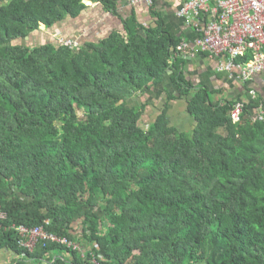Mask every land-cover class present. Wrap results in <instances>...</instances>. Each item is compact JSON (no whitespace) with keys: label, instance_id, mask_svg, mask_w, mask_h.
<instances>
[{"label":"trees","instance_id":"obj_1","mask_svg":"<svg viewBox=\"0 0 264 264\" xmlns=\"http://www.w3.org/2000/svg\"><path fill=\"white\" fill-rule=\"evenodd\" d=\"M85 1L0 0V254L20 257L9 264H264V122L252 119L264 98L234 124L243 100L216 102L193 84L184 36L153 7L152 24L139 21L144 3L125 16L122 0H91L123 23L101 42H32L42 24L86 13ZM170 72L161 107L129 105ZM180 100L196 121L188 130L168 116ZM80 224L84 251L41 240L27 252L15 227L78 241Z\"/></svg>","mask_w":264,"mask_h":264},{"label":"built area","instance_id":"obj_2","mask_svg":"<svg viewBox=\"0 0 264 264\" xmlns=\"http://www.w3.org/2000/svg\"><path fill=\"white\" fill-rule=\"evenodd\" d=\"M156 1L132 0V5L144 3L155 7ZM176 15L192 26L195 34L193 41L184 40L178 46L179 51L184 54L198 51L213 54L218 60L219 73H226L244 84H251L256 76L264 75V0H182ZM58 43L73 49L80 47L77 40L59 39ZM248 94L252 103L257 100L254 89ZM245 104V101H239L234 105L231 112L234 124L241 121ZM252 119L264 122V106H259ZM0 217L5 215L0 214ZM15 227L20 232V245L27 252H32L41 240L84 251L79 242L48 234L43 226L35 229L24 225Z\"/></svg>","mask_w":264,"mask_h":264},{"label":"crops","instance_id":"obj_3","mask_svg":"<svg viewBox=\"0 0 264 264\" xmlns=\"http://www.w3.org/2000/svg\"><path fill=\"white\" fill-rule=\"evenodd\" d=\"M123 7L121 12L125 16L131 14L132 0H122ZM85 4L89 7L82 16L78 18L68 17L66 20L57 23L55 30H49L45 25L41 26V32L35 34L32 41L37 39H45V36L52 37L54 42L59 39L65 41L77 40L79 46L83 47L87 42H101L107 36L115 31H123V23L118 16H113L109 12H105L99 3L91 0H86ZM182 0H162L159 7H154V10L159 11L161 20L166 28L175 34H182L184 40L193 41L194 31L192 26L188 25L185 20L176 15V10ZM147 6H135L139 21L145 24H152L153 17L150 11L146 10ZM133 9V10H134ZM184 60L182 63L187 72L188 79L192 80L193 84L198 86H208L211 91H214L213 99L217 102L220 99H230L233 97L236 100L252 102L249 90L254 89L260 98H264V75H258L254 78L251 84H244L237 78L229 77L226 73L218 72V60L214 59L213 54L204 53L202 51L194 53H186L181 57ZM171 72L165 76L162 83L155 85L152 89L146 91L142 99L135 98L130 106L136 104L150 103L151 106L161 107L164 101V89H173L170 79ZM216 92H218L216 94ZM141 94L139 97H141ZM183 101L173 102L170 106L169 119L173 126H177L179 130L187 128V124L191 126L196 124V121L185 112ZM150 106V108H152ZM149 108V111H152ZM16 255V254H15ZM15 258L13 251H4L0 254V264H9Z\"/></svg>","mask_w":264,"mask_h":264},{"label":"clouds","instance_id":"obj_4","mask_svg":"<svg viewBox=\"0 0 264 264\" xmlns=\"http://www.w3.org/2000/svg\"><path fill=\"white\" fill-rule=\"evenodd\" d=\"M145 5V4H144ZM146 6V5H145ZM148 7V6H147ZM148 8H151V7H148ZM153 9H154V7H153ZM44 24H42L41 26H43ZM57 44H59L58 42H57ZM64 47H66V46H64ZM78 233H79V236H78ZM80 233H84V226L83 225H79L78 227H77V233H76V235H77V240L78 241H76V242H79V243H81L82 244V240H83V234H81L80 235ZM80 240H81V242H80ZM83 245V244H82ZM14 253V252H13ZM16 253H14V256H15V258L13 259V260H15V259H17V258H20L17 254L15 255ZM12 260V261H13ZM11 261V262H12ZM10 262V263H11Z\"/></svg>","mask_w":264,"mask_h":264},{"label":"rangeland","instance_id":"obj_5","mask_svg":"<svg viewBox=\"0 0 264 264\" xmlns=\"http://www.w3.org/2000/svg\"><path fill=\"white\" fill-rule=\"evenodd\" d=\"M43 39H41V40H39V39H37V40H35V41H32V42H35V44L36 45H38V44H42V42H45V40H43ZM28 45H30V44H28ZM31 46V45H30ZM185 106V105H184ZM187 129L186 128H184V130H188L189 128H191L192 126L190 125V124H187ZM99 212V211H98ZM98 214H102V212H99ZM81 244V243H80Z\"/></svg>","mask_w":264,"mask_h":264}]
</instances>
